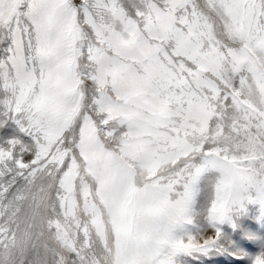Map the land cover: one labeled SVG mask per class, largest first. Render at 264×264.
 I'll return each instance as SVG.
<instances>
[{
  "label": "snow or ice",
  "instance_id": "6c2138e0",
  "mask_svg": "<svg viewBox=\"0 0 264 264\" xmlns=\"http://www.w3.org/2000/svg\"><path fill=\"white\" fill-rule=\"evenodd\" d=\"M0 264H264V0H0Z\"/></svg>",
  "mask_w": 264,
  "mask_h": 264
}]
</instances>
